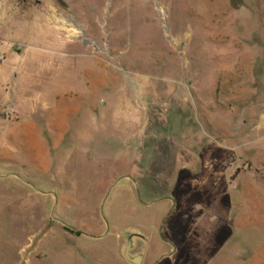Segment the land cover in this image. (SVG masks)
<instances>
[{
	"label": "rangeland",
	"instance_id": "1",
	"mask_svg": "<svg viewBox=\"0 0 264 264\" xmlns=\"http://www.w3.org/2000/svg\"><path fill=\"white\" fill-rule=\"evenodd\" d=\"M0 18V89L21 65L76 108L47 174L0 157V264H128L132 235L143 264H264V0H0Z\"/></svg>",
	"mask_w": 264,
	"mask_h": 264
},
{
	"label": "crops",
	"instance_id": "2",
	"mask_svg": "<svg viewBox=\"0 0 264 264\" xmlns=\"http://www.w3.org/2000/svg\"><path fill=\"white\" fill-rule=\"evenodd\" d=\"M4 20L0 18V24ZM3 36L0 34V38ZM3 43L13 48L17 55L22 54L23 48L15 42L3 40ZM21 67L14 65L6 70L7 81L0 89V110L6 106L9 111L5 115L6 122L0 119V149H6L5 152L0 151V157L17 163L20 156L16 152L20 154L24 151L38 174H47L52 169L48 139L52 140L53 148L57 150L62 147L65 134L74 131V125L67 123L75 117L76 108H72L74 93L67 89L62 94L53 95L47 88L34 92V82L24 69L20 71ZM36 88H39L38 84ZM46 116L52 119L50 123ZM21 167L26 168L24 163Z\"/></svg>",
	"mask_w": 264,
	"mask_h": 264
},
{
	"label": "water",
	"instance_id": "3",
	"mask_svg": "<svg viewBox=\"0 0 264 264\" xmlns=\"http://www.w3.org/2000/svg\"><path fill=\"white\" fill-rule=\"evenodd\" d=\"M137 235H132L123 246L121 250L122 256L125 258L128 264H142L144 260L143 253H137L134 256L131 255V252L136 248L134 242Z\"/></svg>",
	"mask_w": 264,
	"mask_h": 264
},
{
	"label": "built area",
	"instance_id": "4",
	"mask_svg": "<svg viewBox=\"0 0 264 264\" xmlns=\"http://www.w3.org/2000/svg\"><path fill=\"white\" fill-rule=\"evenodd\" d=\"M6 57L5 56H0V64L5 63Z\"/></svg>",
	"mask_w": 264,
	"mask_h": 264
},
{
	"label": "flooded vegetation",
	"instance_id": "5",
	"mask_svg": "<svg viewBox=\"0 0 264 264\" xmlns=\"http://www.w3.org/2000/svg\"><path fill=\"white\" fill-rule=\"evenodd\" d=\"M140 245V244H139ZM136 252H141V249H140V246H137V248H136ZM143 263H144V260H143Z\"/></svg>",
	"mask_w": 264,
	"mask_h": 264
},
{
	"label": "trees",
	"instance_id": "6",
	"mask_svg": "<svg viewBox=\"0 0 264 264\" xmlns=\"http://www.w3.org/2000/svg\"><path fill=\"white\" fill-rule=\"evenodd\" d=\"M68 232H70V233H72V231L71 230H69V229H66Z\"/></svg>",
	"mask_w": 264,
	"mask_h": 264
}]
</instances>
